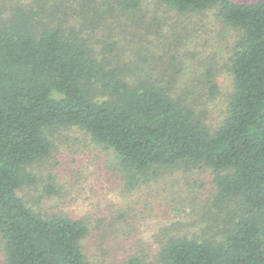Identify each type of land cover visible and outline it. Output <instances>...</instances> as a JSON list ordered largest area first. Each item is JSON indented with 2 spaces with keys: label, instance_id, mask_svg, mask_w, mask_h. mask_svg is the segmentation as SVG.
<instances>
[{
  "label": "trees",
  "instance_id": "trees-1",
  "mask_svg": "<svg viewBox=\"0 0 264 264\" xmlns=\"http://www.w3.org/2000/svg\"><path fill=\"white\" fill-rule=\"evenodd\" d=\"M151 1L181 15L214 10L228 34L234 33V90L217 125L207 119L208 101L219 89L217 70H186L179 43L158 55L155 39L149 43L153 56L148 49L124 63L107 54L117 41L100 51L91 48L84 31L96 32L117 18L113 25L134 36L146 28L163 39L164 19L147 18ZM179 24L185 32L178 19L171 33ZM69 128L114 150L129 187L167 173L209 171L205 199L212 198L228 218L219 214L205 228L212 234L166 236L162 264H264V0H0L5 264H95L84 247L88 217L38 211L22 194L40 182L33 168L56 150V132ZM54 176L45 194L56 192ZM128 264L149 263L136 255Z\"/></svg>",
  "mask_w": 264,
  "mask_h": 264
},
{
  "label": "rangeland",
  "instance_id": "rangeland-1",
  "mask_svg": "<svg viewBox=\"0 0 264 264\" xmlns=\"http://www.w3.org/2000/svg\"><path fill=\"white\" fill-rule=\"evenodd\" d=\"M167 9L151 1V13L147 16L155 14L164 19L165 22H161L166 35L161 34L163 39L146 28L134 36L132 30L113 25L117 24L114 19L105 20L108 24L102 21L96 32L91 29L84 32L91 38V48L99 51L101 46L106 48L117 41L118 45L112 44L113 51L107 50L117 62H127L135 58V53L138 56L148 49V54L153 56L149 43L153 44L156 39L161 46L158 55L165 50L172 51V43L176 46L179 43L178 51L186 70L198 65L202 70L214 67L219 89L210 96L207 119L211 125H217L226 113L234 90V78L229 70L234 33L228 34L214 10L181 15ZM178 19L187 29L184 32L179 24L171 33ZM153 25L159 27L160 22ZM224 29L226 38L220 39L218 34ZM56 139L57 147L51 157L33 168L42 175L40 182L22 194L38 211L88 217L91 232L84 247L95 264H128L136 255L147 259L149 264H162L159 249L166 236L212 234L213 231L205 228L220 215L222 219L228 218L221 206L213 204L212 198L205 199L211 190L209 171L188 169L184 173H167L148 183L129 187L119 170L114 150L96 143L77 128L57 131ZM51 172L55 174L56 192L48 195L43 191ZM0 264H5L1 251Z\"/></svg>",
  "mask_w": 264,
  "mask_h": 264
}]
</instances>
